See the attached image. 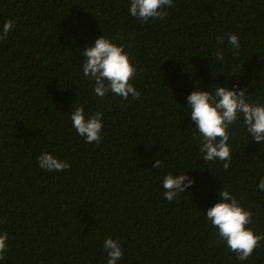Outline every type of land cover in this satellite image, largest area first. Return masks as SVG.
<instances>
[{
	"label": "trees",
	"instance_id": "trees-1",
	"mask_svg": "<svg viewBox=\"0 0 264 264\" xmlns=\"http://www.w3.org/2000/svg\"><path fill=\"white\" fill-rule=\"evenodd\" d=\"M129 8L130 0H0V31L15 21L0 40V231L9 234L0 264H107L108 237L122 244L118 264H264V241L241 261L206 219L227 189L264 234V142L241 118L229 129V168L204 162L187 102L197 88L238 85L264 104V0H173L166 17L147 22ZM226 33L238 34V54ZM101 36L129 54L139 99L95 95L82 52ZM81 106L103 113L98 144L72 125ZM45 151L71 167L42 170ZM156 159L163 167H152ZM185 172L195 184L169 202L163 178Z\"/></svg>",
	"mask_w": 264,
	"mask_h": 264
},
{
	"label": "clouds",
	"instance_id": "clouds-1",
	"mask_svg": "<svg viewBox=\"0 0 264 264\" xmlns=\"http://www.w3.org/2000/svg\"><path fill=\"white\" fill-rule=\"evenodd\" d=\"M173 0H130V14L147 22L162 19L168 15L166 9ZM15 27V21L8 20L0 31V40L5 39ZM228 43L238 54L241 47L238 34H225ZM224 37H218L217 43L223 44ZM83 75L93 80L94 93L105 97L109 93L120 96L124 100L129 97L139 99L140 92L133 84L137 68L124 50L112 40L101 36L94 46L83 49ZM217 61H223L225 51L217 49L214 53ZM190 105L191 120L202 136L200 151L203 161H225L224 169H228L232 161L230 146V126L241 118L247 132L252 134L256 142H264V104H253L247 99V90L234 87L219 86L213 90L197 88L187 97ZM103 113L96 112L88 116L83 106L77 107L71 114V121L77 133L84 137L87 143H99L102 140ZM39 167L48 172H63L71 167L66 160L60 159L51 152H43L37 157ZM153 168L163 167V162L156 159ZM195 184V177L187 173L173 175L168 173L162 181L164 198L169 202L177 200L180 194ZM264 191V179L258 185ZM222 200L207 210L206 219L218 230V236L226 241L228 248L241 260H247L264 241V234H256L248 225L252 222L253 213L245 209L227 189L220 191ZM9 234L0 231V260H3L9 249ZM108 254L107 264H118L124 257L120 240L108 237L103 244Z\"/></svg>",
	"mask_w": 264,
	"mask_h": 264
}]
</instances>
